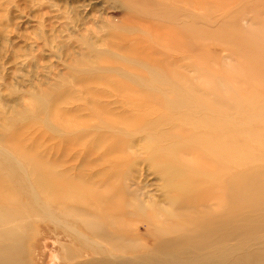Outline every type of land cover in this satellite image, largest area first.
<instances>
[{
	"label": "rangeland",
	"instance_id": "1",
	"mask_svg": "<svg viewBox=\"0 0 264 264\" xmlns=\"http://www.w3.org/2000/svg\"><path fill=\"white\" fill-rule=\"evenodd\" d=\"M246 1L225 11L259 12V21H201L192 35L175 37L156 32L127 0H0V147L16 159L0 158V175L12 190L8 198L29 211L21 172L11 167L17 161L29 185L49 192L61 211L53 220L25 219L19 241L25 264H66L75 255L80 247L61 228L72 219L63 215L87 209L90 192L114 195L126 184L144 215L164 214L169 198L177 204L179 196H190L192 177L203 200L213 186L199 193L198 183L208 179L191 139L214 135L220 123L201 124L193 117L200 110L225 111L211 116L226 126L231 152L237 150L227 180L264 172V33L248 37V44L229 37L240 23L259 31L264 22V0ZM217 5L212 9L222 10ZM173 59L178 66L168 69L176 75L151 72ZM168 99L179 105L169 110ZM180 143L190 147L186 155L174 149ZM218 165L216 172L224 171V161ZM130 230L136 244L153 246L144 225Z\"/></svg>",
	"mask_w": 264,
	"mask_h": 264
},
{
	"label": "bare ground",
	"instance_id": "2",
	"mask_svg": "<svg viewBox=\"0 0 264 264\" xmlns=\"http://www.w3.org/2000/svg\"><path fill=\"white\" fill-rule=\"evenodd\" d=\"M245 2L238 0L217 5V0H127L126 3L153 24L156 32L188 37L196 32L193 29L201 21L207 24L233 19L243 24L250 19L259 21V12L251 17H241L225 11L227 8H238ZM212 5L222 10L215 11ZM241 26V23L234 26L229 37L248 44V37L257 36V32L264 33V22L258 28L259 31L245 30ZM237 50L242 51L239 48ZM178 63L179 59H173L169 64H161L150 70L156 73L158 69L176 75L168 68L178 66ZM189 96L192 98L191 94ZM60 102L58 99L51 105L55 108ZM164 102L169 110L179 105L176 100ZM219 108L221 110H211L206 114L200 110L193 115L206 127H210V121L220 123L222 132L215 128L217 130L212 136L206 134L191 139L192 143L199 146V152L195 153L199 158L198 170L208 179L198 183L199 193L202 194L201 189L204 187L213 186L204 190L206 195L203 200L197 199L198 191L192 177H189L192 187L190 196H179L177 204L172 203L175 198H169L167 203L171 207L164 214L162 212L165 211L161 209L144 215L145 208L132 203L135 196L126 184L114 195L107 196L109 191L101 195L90 192L86 198L87 209L73 207L63 215L65 218L71 217L72 222L68 226L62 223V232H69L72 241L80 247L73 257H64L66 264H264V181L258 184L264 172L257 171L249 176L238 174L227 180V162L237 150L231 152L226 126L211 116L221 112L224 116L225 111ZM260 113L263 114L264 110L261 109ZM174 149H180L179 152L186 155L190 147L185 148L180 143ZM0 158L7 163L16 160L4 147H0ZM222 161L225 163L224 171L217 173L218 164ZM237 165H241V162ZM11 167L15 172H21V175H17V181L21 182V186L24 184L23 197L28 202L29 211L24 204L20 206L8 198L12 190L7 188L5 178L0 175V264H25L19 249L25 219L37 214L53 220L61 211L57 209L56 202H52L49 192L41 189L38 194L29 185L32 181L17 161H13ZM205 167H210L208 174ZM166 187H171L169 182ZM214 187L223 190L220 192ZM139 224L145 226L148 234L146 238L153 241L151 248L146 244H136L134 237L129 236L127 230L130 228L133 231Z\"/></svg>",
	"mask_w": 264,
	"mask_h": 264
}]
</instances>
